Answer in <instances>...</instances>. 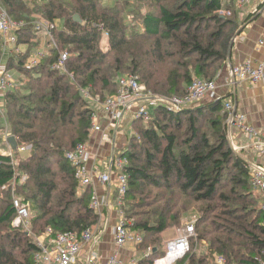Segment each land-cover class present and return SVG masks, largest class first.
I'll list each match as a JSON object with an SVG mask.
<instances>
[{
	"label": "trees",
	"instance_id": "trees-1",
	"mask_svg": "<svg viewBox=\"0 0 264 264\" xmlns=\"http://www.w3.org/2000/svg\"><path fill=\"white\" fill-rule=\"evenodd\" d=\"M2 1L14 20L27 24L7 67L29 83L27 94L18 86L6 92L0 129L9 128L7 140L14 137L18 147L32 148L14 151V160L0 154V264H35L36 238L48 229L80 236L99 221L90 207L93 188L80 191L66 157L92 139L100 103L84 94L104 102L117 94L118 80L126 75L138 77L157 98L182 97L195 79L217 80L239 37V11L235 0V5L233 0ZM130 18L139 24H129ZM37 19L59 23L58 48H46V56L29 67L46 43L32 25ZM61 52L69 54L65 70L54 68ZM224 101L181 110L158 104L150 120L137 119L122 129L131 132L122 151L129 177L122 211L130 230L142 235L138 264H154L165 255L160 236L180 226L191 209L199 217L197 237L179 264H216L215 256L227 264H256L263 256L264 214L250 165L230 143ZM4 141L1 134L0 148ZM13 192L30 207L28 229L13 226Z\"/></svg>",
	"mask_w": 264,
	"mask_h": 264
},
{
	"label": "built area",
	"instance_id": "built-area-1",
	"mask_svg": "<svg viewBox=\"0 0 264 264\" xmlns=\"http://www.w3.org/2000/svg\"><path fill=\"white\" fill-rule=\"evenodd\" d=\"M237 5L251 9L252 14L260 11L264 12V0H235ZM24 21L14 20L2 5L0 0V48L3 59L15 55L18 42V32L26 28ZM35 33L42 34L46 43L30 59L28 66L33 67L38 64L40 59L45 57V48L57 49V43L54 38V31L59 29V23H50L43 19H37L32 24ZM48 38V40H47ZM258 47L264 49V33L258 41ZM69 57L67 52L59 54V61L54 66L56 69L65 70V63ZM0 64V114L3 115L5 107L6 92L16 88L18 85L9 73L6 61ZM230 76L239 83H248L257 85L264 83V61L255 68L250 60H244L241 63L232 66ZM84 97L88 100L100 103L99 111L93 116L92 136L99 135L100 141L96 148H102V144L113 147L109 155H100L93 151L95 143L91 139L85 144L79 145L74 152L67 153L68 161L75 167V177L80 183V191L84 188L92 187L93 194L90 207L99 217L98 224L93 228L85 230L80 236L74 233L55 234L53 229H48L42 236L36 238V245L39 248L34 256L35 264H138L139 257L133 256L127 259L122 258L120 252L129 244L137 247L142 243V235L133 233L129 228V223L125 218L122 205L128 191L129 177L125 172L128 160L123 156L122 150L116 149L115 138L122 131L125 125L140 119L148 121L151 117V111L158 104H163L171 110H181L191 108L202 104L203 101H218L219 87L215 81H204L195 79L187 88V92L182 97H155L139 81L136 76L126 75L118 80V92L104 102L99 99H93L89 93ZM224 109L229 114L228 124L237 128L245 134L255 151L254 154L264 156V129L253 126L248 122L245 115L236 114L235 106L232 101L223 102ZM113 134H115L113 136ZM117 134V135H116ZM112 136V138H111ZM7 139V135L5 136ZM31 146L18 147L19 154H24L31 150ZM234 149V148H233ZM121 151V152H120ZM236 151V149H234ZM3 156L16 158L15 152L10 146L9 153H1ZM250 162V161H249ZM249 163L251 169V186L255 192L260 195L259 209L264 214V163L255 161ZM15 165L16 163L13 162ZM103 169L104 171H102ZM25 175L22 181H25ZM116 183V192L114 200L118 208V218L112 226L114 252L105 259H100L93 255L94 248L98 245L102 234L101 223L104 221L106 211H112L111 195H100L95 187L96 183L101 186H110ZM15 184V180L13 181ZM7 188V187H6ZM5 187L3 188L6 189ZM13 206L17 216L13 223L16 228L22 227L28 229L30 224V207L24 203L15 192L12 193ZM264 224V222H263ZM197 237L195 222L184 225L173 240L166 243L165 255L157 259L154 264H179L183 261L191 250V241ZM89 252L88 255L85 253ZM216 264H227L221 256H215ZM188 263V262H187ZM186 263V264H187ZM256 264H264V254L259 258Z\"/></svg>",
	"mask_w": 264,
	"mask_h": 264
},
{
	"label": "crops",
	"instance_id": "crops-1",
	"mask_svg": "<svg viewBox=\"0 0 264 264\" xmlns=\"http://www.w3.org/2000/svg\"><path fill=\"white\" fill-rule=\"evenodd\" d=\"M228 1L229 0H227V2ZM1 2L3 5L4 3L2 0ZM235 8L239 11V20H241L242 22L238 30L239 37L234 42L232 48L231 61H229L228 58L227 66L224 68V70H222L216 80L219 87V97L224 98L225 101H232L235 106L236 114L245 115L250 124L255 127L264 129V83H260L257 85L239 83L230 76L232 66L241 63L246 59L250 60L255 68H257L264 61V49L258 47V41L264 33V12L260 11L258 13L252 14L249 7L244 6L240 8L239 6H235ZM247 19L250 20L246 22ZM3 60L7 62V60L5 58L3 59L2 56L1 61ZM208 103H210L208 100L202 102V104ZM119 134H121L122 136H118ZM119 134L117 135L118 137L116 136L115 138L116 144L114 146L118 150H122L121 147L127 146L128 134L126 135L123 131H121ZM100 139L101 138L99 135L95 134L93 136L92 140L95 143L93 151L95 152V154L98 153L99 156L109 155L113 150V147H111L110 145L106 144L100 149L96 148ZM229 139L233 148L236 149L235 152H239V154H241L243 158L247 157L250 162L253 161L252 163H254L255 161L264 163V156L254 154L255 151L252 149V145L248 137L245 134L241 133L237 128L231 127L230 125ZM114 185L115 191L112 190ZM95 187L100 195H111L110 203L112 206V211H106L107 213L105 219L101 223L102 234L99 238L98 245L93 250L94 256H97L100 259H105L109 257L115 250L113 243L114 240L112 235V226L117 221L119 215L118 209L116 207V202L114 200L116 183L113 182L110 186L106 187L98 185L96 183ZM259 198H261L260 195ZM129 246L135 249L137 248L132 244H129ZM129 246L127 245L120 252V256L124 259L132 257V255L138 257L136 252L129 251ZM85 254L88 255L89 252Z\"/></svg>",
	"mask_w": 264,
	"mask_h": 264
},
{
	"label": "rangeland",
	"instance_id": "rangeland-1",
	"mask_svg": "<svg viewBox=\"0 0 264 264\" xmlns=\"http://www.w3.org/2000/svg\"><path fill=\"white\" fill-rule=\"evenodd\" d=\"M224 2H226V1H224ZM151 8L149 7L148 8V10H150ZM154 10H155V13L158 15L159 14V9H157V8H155L154 7ZM146 13V12H145ZM221 15H225V16H227V17H230V13H227V14H225L224 12H221L220 13ZM237 14H239V13H237ZM237 20H238V23H239V27H240V25H241V20H239V16H238V18H237ZM128 23L129 24H131V25H136V24H139V21H136L135 19H133V18H130V20H128ZM37 36H39V37H42V40H44L45 39V37L42 35V34H37ZM43 46V45H42ZM102 46L103 47H107V36L106 35H104L103 36V40H102ZM38 47H41V43H40V46H38ZM21 49H24V47L22 46V48ZM43 48H41V50H42ZM17 53V52H16ZM15 53V54H16ZM37 52H35L34 53V55L36 54ZM33 55V56H34ZM32 56V57H33ZM5 59H7V58H5ZM2 62L0 61V64H1ZM168 66V65H167ZM162 70V73L161 74H164L165 73V68L164 69H161ZM9 73H10V75L12 76V78L14 79V81L17 83V85H18V89H21L20 90V92L21 93H23V94H27L28 92H27V90H26V88H27V84L29 83V81L27 82V80L23 77V75L22 74H20L19 72H17V71H15V70H10L9 71ZM98 92H100V88H99V91ZM94 99H96V97L94 98ZM153 110V109H152ZM0 125H4V121H3V115L1 114L0 115ZM130 129H129V127H127V129L126 130H124L123 132L125 133V134H128V136H130L131 134H130ZM8 132H10V129L8 128V131L5 129V130H1L0 129V135L2 134L3 135V141H4V138H5V135L8 133ZM115 134H113V136H114ZM117 135V134H116ZM121 134H119L118 136H120ZM117 136V137H118ZM122 136V135H121ZM120 136V137H121ZM111 138H112V136H111ZM5 140H7V139H5ZM4 143L5 144H7L4 148H0V152L1 153H4V154H6V153H9V151H10V144H9V142H8V140H7V143L4 141ZM106 144H102V146H105ZM127 146H123V147H121L122 148V151L126 148ZM117 149V148H116ZM121 152V151H120ZM235 153H237V154H239V152H235ZM241 155V154H240ZM23 158V156H19L16 160H15V163H18L21 159ZM247 163H250L249 162V159L247 158V157H244L243 158ZM102 171H103V169H101ZM112 190L113 191H115V185L113 186V188H112ZM138 200H139V198H138ZM148 201H150L149 199H147V203H149ZM258 201V204L260 203L259 202V200H257ZM140 207V206H139ZM154 206H149V208L147 209V210H149V209H152ZM118 209V208H117ZM166 208H165V212H166ZM140 211L141 210H139V213H140ZM146 212V211H145ZM166 213H168V212H166ZM180 218V217H179ZM198 214H197V212L194 210V209H191V210H189V211H187L184 215H183V218L181 219L182 220V222H180V226H178V227H173V228H170V229H168L166 232H164L161 236H160V239H161V246H166V243L168 242V241H170V240H173V239H175L176 237H177V235H178V233H179V230L184 226V225H186V224H188V223H191V222H197V220H198ZM168 219L169 220H171L170 219V217H168ZM202 245H203V247H205L206 246V243L205 242H203L202 243ZM129 246V245H128ZM130 247V249H129V251H132V252H136L137 253V250L135 249V248H133V247H131V246H129ZM200 252V251H199ZM215 261H216V259H215Z\"/></svg>",
	"mask_w": 264,
	"mask_h": 264
},
{
	"label": "water",
	"instance_id": "water-1",
	"mask_svg": "<svg viewBox=\"0 0 264 264\" xmlns=\"http://www.w3.org/2000/svg\"><path fill=\"white\" fill-rule=\"evenodd\" d=\"M74 19H75V21H77L78 23L81 22V19H80L79 16H75ZM229 61H231V53H230V55H229ZM235 113H236V112H235ZM8 141H9V143H10V145H11L13 151H17V149H18V144H17L16 139H15L14 137H10Z\"/></svg>",
	"mask_w": 264,
	"mask_h": 264
},
{
	"label": "clouds",
	"instance_id": "clouds-1",
	"mask_svg": "<svg viewBox=\"0 0 264 264\" xmlns=\"http://www.w3.org/2000/svg\"><path fill=\"white\" fill-rule=\"evenodd\" d=\"M232 148H233V146H232ZM252 189H253V188H252ZM253 192L255 193L256 197H259V195H258L257 192H255L254 190H253ZM258 208H259V206H258Z\"/></svg>",
	"mask_w": 264,
	"mask_h": 264
},
{
	"label": "flooded vegetation",
	"instance_id": "flooded-vegetation-1",
	"mask_svg": "<svg viewBox=\"0 0 264 264\" xmlns=\"http://www.w3.org/2000/svg\"><path fill=\"white\" fill-rule=\"evenodd\" d=\"M257 199L259 200V202H260V200H261V198H259V197H257ZM260 205V203L258 204V206Z\"/></svg>",
	"mask_w": 264,
	"mask_h": 264
},
{
	"label": "bare ground",
	"instance_id": "bare-ground-1",
	"mask_svg": "<svg viewBox=\"0 0 264 264\" xmlns=\"http://www.w3.org/2000/svg\"><path fill=\"white\" fill-rule=\"evenodd\" d=\"M60 28V27H59ZM17 48V47H16ZM46 49V48H45ZM45 51V50H44ZM46 52H47V50H46ZM46 54V53H45ZM46 56V55H45ZM68 73V72H67ZM128 166V165H127Z\"/></svg>",
	"mask_w": 264,
	"mask_h": 264
}]
</instances>
